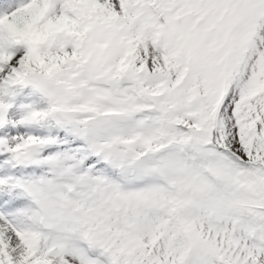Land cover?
<instances>
[{"label":"snow or ice","instance_id":"6c2138e0","mask_svg":"<svg viewBox=\"0 0 264 264\" xmlns=\"http://www.w3.org/2000/svg\"><path fill=\"white\" fill-rule=\"evenodd\" d=\"M0 264H264V0H0Z\"/></svg>","mask_w":264,"mask_h":264}]
</instances>
